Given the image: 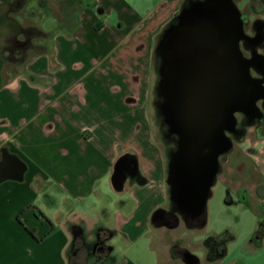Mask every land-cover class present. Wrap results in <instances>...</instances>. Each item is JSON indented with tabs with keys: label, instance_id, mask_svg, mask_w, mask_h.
<instances>
[{
	"label": "crops",
	"instance_id": "obj_1",
	"mask_svg": "<svg viewBox=\"0 0 264 264\" xmlns=\"http://www.w3.org/2000/svg\"><path fill=\"white\" fill-rule=\"evenodd\" d=\"M187 1L156 0L140 15L125 0H53L54 34L21 24L43 35L30 39L21 68L0 88V264L92 263L100 238L112 264L114 238L133 241L154 225L168 196L152 124L156 49ZM37 4L52 11L49 0ZM238 167L219 174L234 191L245 188ZM256 199L248 204L258 210Z\"/></svg>",
	"mask_w": 264,
	"mask_h": 264
},
{
	"label": "water",
	"instance_id": "obj_2",
	"mask_svg": "<svg viewBox=\"0 0 264 264\" xmlns=\"http://www.w3.org/2000/svg\"><path fill=\"white\" fill-rule=\"evenodd\" d=\"M247 37L233 0H188L157 44V109L177 136L167 164L169 199L188 220L206 207L218 157L232 146L225 131L234 130V113L254 114L263 96L240 48ZM4 62L0 52V88ZM185 261L198 258L186 253Z\"/></svg>",
	"mask_w": 264,
	"mask_h": 264
},
{
	"label": "rangeland",
	"instance_id": "obj_3",
	"mask_svg": "<svg viewBox=\"0 0 264 264\" xmlns=\"http://www.w3.org/2000/svg\"><path fill=\"white\" fill-rule=\"evenodd\" d=\"M80 1H82L80 6H84L87 0ZM125 1L133 7L136 5L141 11L139 14L143 15L151 9L156 0ZM233 1L241 13L243 28L248 36L247 38L259 33L263 36V43L258 49L264 53V11L259 12L260 4L256 0ZM51 5L54 6L53 0H49L48 7H52ZM55 11L52 7V11L48 14H42L39 12L37 0H31L29 3L22 5L12 16L20 24L35 22L43 30L49 31L58 24V17L55 15ZM30 14L31 17H29ZM54 32L55 29H53L52 34ZM240 48L244 56H246L247 54L243 50V43H240ZM21 57L18 56V58ZM21 64V61L13 63L5 58L2 68L3 80H7L12 74L16 73L21 68ZM154 79L153 76L150 90L152 99L155 96L153 94ZM155 98L160 101L158 95ZM156 120L155 122L154 118L152 119L153 132L166 156V152H169L168 150L171 148V144L166 139L168 137V127L164 124L159 112ZM234 154H238L239 159L237 163L231 164L230 156ZM219 160L222 170H231V167L239 165L238 172L243 175L245 189L249 191L248 195L250 198L253 199L255 197L254 189L252 188L255 181L253 182L247 178L250 173L249 169L255 172L256 181L260 183L259 193L263 192V189H261V187H264L263 131L256 133L255 131L246 130L243 138L234 139L229 153L223 155ZM248 164H251V167ZM246 165L249 167L247 172L243 171ZM225 180L224 176H217L206 202L205 222L200 225H193L184 215L175 210L168 193L167 199H164L159 207L163 206L173 212L175 224L156 225L154 223L153 226L149 224L133 241L126 240L123 237L114 238L111 243L114 245L113 256L116 262L112 264H189L185 261L186 253L198 258L196 264H264V225H260L264 222V202L262 204L259 203V209L256 210L251 204L238 201L232 195L234 202L226 203L227 189H233V186L232 183L229 184ZM230 180L233 183L237 182L235 176H232ZM259 200L262 201V198H259ZM159 207H156L152 213ZM109 219L108 223L113 224L112 215ZM260 226L262 227L260 228ZM225 231L231 234L232 238L224 245L221 239L225 235L218 240L216 239L219 242L212 239L214 235ZM217 247H219L221 255H218Z\"/></svg>",
	"mask_w": 264,
	"mask_h": 264
},
{
	"label": "flooded vegetation",
	"instance_id": "obj_4",
	"mask_svg": "<svg viewBox=\"0 0 264 264\" xmlns=\"http://www.w3.org/2000/svg\"><path fill=\"white\" fill-rule=\"evenodd\" d=\"M24 3L25 0H0V52L2 53V56H4V59L6 57L14 56L23 57L25 56L27 49L31 46L30 39L33 33L29 31V27L21 25L12 16V14L18 11V9ZM241 43H243V50L247 54L245 57L249 58L251 64L253 65V67H250V75L259 81L263 88V96L256 100L255 104L257 106V111L254 114H248L241 111L234 113L235 128L233 131H225V134L230 138L231 142H233L234 139H242L246 130L255 131L256 133H259V131L264 132V53L258 49V47L263 43V36L259 33L251 38L241 41ZM166 139L171 144V148L168 150L169 152H166L167 170L169 154L176 148L177 136L175 134L168 133V137H166ZM230 150L231 148L227 152L220 154L218 157L219 172L216 175V179L217 176L222 172L219 159L223 155L229 153ZM253 189L255 194L254 198H257L259 203L262 204L264 202V187H261V189H263L261 194L259 193V182L255 185V187H253ZM248 194L249 191L245 188H240L235 191L228 188L225 201L226 203H233L234 201L232 195H234L238 201L248 204L250 198ZM259 198H262V201L259 200ZM154 216V223L156 225H169L175 220L173 212L168 208H163L160 211H157ZM260 225H264V222H262ZM261 227L262 226H260V228ZM105 239L106 238H100L99 241H96L93 245L95 248V259L92 262L93 264H110L112 258L110 255L109 246L104 243ZM78 250L80 255V253H82V248H78ZM218 250L219 247H217L216 251L218 252V255H221L220 250Z\"/></svg>",
	"mask_w": 264,
	"mask_h": 264
},
{
	"label": "trees",
	"instance_id": "obj_5",
	"mask_svg": "<svg viewBox=\"0 0 264 264\" xmlns=\"http://www.w3.org/2000/svg\"><path fill=\"white\" fill-rule=\"evenodd\" d=\"M256 1H258V3L260 4L259 12H263L264 11V0H256ZM251 6H252V4H251ZM28 29H29V31H31L33 33L31 38L43 35L42 33H39L38 30L35 29V28L29 27ZM40 50L42 51L43 47H40ZM6 59L9 60V61H12L13 63H15V62L19 63V61L23 62L25 60V56H23L21 58H18V57H15V56L14 57H6ZM205 215H206V207H205V209L203 210V212L199 216L190 218L189 221L193 225L203 224L205 222ZM175 222L176 221L174 220L169 225H173V224H175ZM227 234H228V236L226 237ZM223 235H225V237L221 239L222 240L221 242H223L222 244L224 245L226 242H228V240H230L232 238V235L229 234L228 232L225 231V232H221V233H219L217 235H214L212 237V239L214 241H216V239L217 240L220 239ZM216 242H219V241H216Z\"/></svg>",
	"mask_w": 264,
	"mask_h": 264
}]
</instances>
